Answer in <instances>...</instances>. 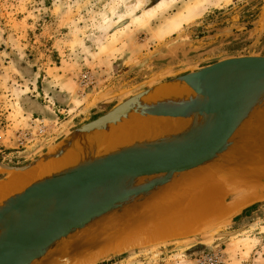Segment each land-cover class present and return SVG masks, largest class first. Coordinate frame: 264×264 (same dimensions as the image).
Here are the masks:
<instances>
[{"label":"rangeland","instance_id":"obj_1","mask_svg":"<svg viewBox=\"0 0 264 264\" xmlns=\"http://www.w3.org/2000/svg\"><path fill=\"white\" fill-rule=\"evenodd\" d=\"M241 56H264V0H0V162L18 168L42 159L125 99ZM13 173L0 168V180ZM155 195L114 224L70 237L68 248L52 251L55 264H218L219 250L221 264H264V198L160 240ZM120 222L139 229L120 232Z\"/></svg>","mask_w":264,"mask_h":264},{"label":"water","instance_id":"obj_2","mask_svg":"<svg viewBox=\"0 0 264 264\" xmlns=\"http://www.w3.org/2000/svg\"><path fill=\"white\" fill-rule=\"evenodd\" d=\"M177 82L185 83L194 95L143 102L155 89ZM130 113L193 122L182 133L97 154L1 200L0 264H55L52 251L70 237L99 226L106 217L121 215L187 172L203 167L219 171L224 156L238 149L246 152L264 132V56L226 58L179 75L78 126L42 159L18 168L0 162V168L28 170L58 156L75 139L105 130Z\"/></svg>","mask_w":264,"mask_h":264},{"label":"bare ground","instance_id":"obj_3","mask_svg":"<svg viewBox=\"0 0 264 264\" xmlns=\"http://www.w3.org/2000/svg\"><path fill=\"white\" fill-rule=\"evenodd\" d=\"M193 95H194L193 91L185 83L177 82V83H168L155 89L151 93L147 94L142 100L144 103L150 104L162 100H168V101L184 100ZM192 122L193 121L190 118L141 116L137 113H130L126 118L121 120L119 123L109 126L105 130H99L96 131L95 133L75 139L58 156L40 161L34 167L28 170L22 172L15 171L13 174L8 176L7 179L4 180V182L2 181V183L0 184V201L6 198L7 196L22 190L23 188H25L26 186H28L37 179L60 172L66 168L73 167L82 161L91 159L97 154L109 153L127 146L140 144L144 142H151L163 137H168L172 134L182 133L191 126ZM262 133L263 134L260 135V138L257 140V142L259 143L261 141H264V132ZM205 168L207 167H203L201 169L196 170V171H200V173L199 172L196 174L191 173V175L189 174V176L187 174L183 175L179 180L176 181L177 185H174L173 187L172 186L173 184H171V186L169 187V188L173 187L175 189H169L163 192L161 190L158 193L160 196L155 195L153 199L154 201L151 202H153V205L157 207L156 208L157 210H154L155 212L157 211V213L154 214L155 216L157 215L156 218L159 220V222H155L154 219L155 217L152 216L154 217L152 218L154 219L153 222H155V224L153 223L152 224L155 225V227H157L158 230V234L156 235L155 233L157 237L155 235H152L153 237L155 236L157 239L160 240L161 239L167 240L179 235L182 232H186L190 230L191 226L195 227L197 225V222L204 220L206 216H209L211 214L214 215L218 213H219L218 215H220L221 208L218 206L220 199V192L218 191V187H217L218 186L217 184L220 181H218L217 179H213L212 177L209 176V174H206V177H203L204 174L201 171ZM200 191L201 192L204 191V194L202 193L204 196H206L205 193L207 192V196L209 198H203V196H200L201 194ZM192 201L194 203H191ZM176 206H180L177 209L179 211L176 210L167 219L163 221L160 220V218L167 217V214H169L171 210H174ZM143 207L145 209V206ZM140 210L142 211V209ZM140 213L138 212V214ZM152 214H153V210H152ZM119 217L120 215H112L106 217L102 219L98 223V225L104 226V225L114 224L119 219ZM120 224L123 225L125 224V222L124 223L120 222ZM121 226L118 224L117 228L120 227L121 229L119 228L116 230H120V232H123L124 225L122 227ZM135 226L137 225L135 224ZM67 242L69 241H65L62 244L61 247L62 249L67 247L66 246Z\"/></svg>","mask_w":264,"mask_h":264},{"label":"crops","instance_id":"obj_4","mask_svg":"<svg viewBox=\"0 0 264 264\" xmlns=\"http://www.w3.org/2000/svg\"><path fill=\"white\" fill-rule=\"evenodd\" d=\"M253 143H254V145H252ZM263 144H264V141H261L259 143L256 140V142L255 141L251 142V146L248 143L250 148H248L249 150H247L246 152L241 153V151L238 149L235 154H229V155L227 154L226 156H224L223 159H221V161L218 164L219 171H215V170L211 169L210 167H207L201 171L204 174L203 177H206V174H209L210 177H212L213 179H217L221 183L220 189H218V191H221V194H222V198L219 202V205L221 208L220 215H218L219 214L218 213V214H214V215L211 214V215L206 216V217H212V216L219 217V218H222V217L224 218L226 216L233 217L234 215H237L239 212H241L244 208L249 206L250 202L253 199L264 198V163L262 164V166L253 165L251 163L249 165V164L245 163L249 159L264 160V153H263L264 152V145ZM258 152H260V153H258ZM240 156L243 159H245L244 163L246 164V166H244V164H240L239 159H238ZM258 157H261V158H258ZM247 165H249V166H247ZM243 179H244V182H243ZM1 183H2V181H0V184ZM243 184L248 185L249 187H251V189L245 193L234 192V190H235L234 185H243ZM174 185H177V183L173 184L172 186L174 187ZM229 185H232V186L229 187ZM227 186L229 188H231V190L233 192V197L231 198V200L229 202H228V200L230 198V192H229V188ZM173 187L163 189L162 192L165 190H169V189H175ZM200 193H201L200 196H203V198H209L207 196V192L205 193L207 197L203 195L204 191L203 192L200 191ZM200 196H198V197H200ZM204 200H206V199H204ZM191 203H194V202L192 201ZM144 210H142V211H144ZM142 211L140 210L139 213ZM133 214H135V213H133ZM215 215H217V216H215ZM127 227H129L128 224L126 225L125 228L123 227V231H125V229ZM135 227L133 230H136L139 226L138 227L135 226ZM256 242H257V240H256ZM258 246L263 250L264 243L261 245L259 244ZM255 248H256V246L254 245L253 248H250L249 252L252 253V250ZM237 252L242 253V248L238 247V248L234 249V253L236 254ZM228 255L230 256V255H232V253L229 254V252H228Z\"/></svg>","mask_w":264,"mask_h":264},{"label":"built area","instance_id":"obj_5","mask_svg":"<svg viewBox=\"0 0 264 264\" xmlns=\"http://www.w3.org/2000/svg\"><path fill=\"white\" fill-rule=\"evenodd\" d=\"M215 257H218V264H221L222 263V258H221V250H219L217 253H215Z\"/></svg>","mask_w":264,"mask_h":264}]
</instances>
